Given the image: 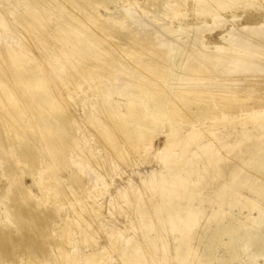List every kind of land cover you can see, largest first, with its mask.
<instances>
[{
    "label": "bare ground",
    "instance_id": "bare-ground-1",
    "mask_svg": "<svg viewBox=\"0 0 264 264\" xmlns=\"http://www.w3.org/2000/svg\"><path fill=\"white\" fill-rule=\"evenodd\" d=\"M26 1L18 4L23 6L19 27L31 30L24 31L27 36L21 32L20 41L0 16V264H104V248L82 260L78 253L66 259L70 255L62 247L71 244L75 233L87 242L100 239L88 229L104 218L99 200L109 185L100 184L113 157L123 150L125 156L139 155L159 134L164 143L154 156L167 157L162 162L172 173L169 178L158 180L152 174L135 202L132 188L108 201L110 209L133 207L145 218L142 229L149 235L144 244L130 243L120 264L212 263L211 244L200 256L186 244L170 256L168 242L174 232L186 241L203 216L204 198L212 192L228 194L226 203L239 207V218L220 228L230 235L226 245L231 257L249 252L250 264H264V5H258L264 0H120L122 7L116 0H41L33 2L35 9ZM110 5L123 17L98 14ZM173 19L177 26H172ZM215 33L217 40L209 42ZM35 49L41 51L33 54ZM120 74L128 79L121 80ZM69 76L96 82L89 88L93 99L100 98L94 110L96 115L105 113L104 122L89 111L83 114V122L98 137L81 154L75 153L82 146L76 139L82 119L70 109L74 98L52 93L61 95L79 84L73 78L70 86ZM50 84L56 85L52 92ZM112 96L134 101L116 102ZM220 128H231L240 138L229 142L227 133L221 139L216 133ZM80 161L97 168L94 179L79 175L84 169ZM57 170L66 172L64 179ZM190 172L198 177L192 179ZM21 175L31 178L37 193L22 184ZM204 177L216 181L211 191L202 183ZM236 185L252 196L235 192ZM224 201L221 196L214 200ZM148 203L149 218L140 207ZM52 204L62 210L71 206L74 219L68 214L60 218ZM105 235L112 238L108 248H117L119 233ZM159 250L161 261L156 260Z\"/></svg>",
    "mask_w": 264,
    "mask_h": 264
},
{
    "label": "rangeland",
    "instance_id": "rangeland-1",
    "mask_svg": "<svg viewBox=\"0 0 264 264\" xmlns=\"http://www.w3.org/2000/svg\"><path fill=\"white\" fill-rule=\"evenodd\" d=\"M21 1L22 0H18L17 2H13L10 0H0V16L2 18L6 19V21L8 23V26L6 29L9 30L10 32H12L11 35L13 37H15L16 40H19V41H20L22 35L27 36L28 35L27 33H29V31L31 30V29L30 30L24 29V31H28L27 33L25 32L26 35L24 34V31L20 30L19 24L21 22V18L19 17V14H20V11L23 10V6H18V4ZM39 1H41V0H37V1L36 0H29V1L27 0L26 3L30 4L35 9V8H37L36 4L40 3ZM33 2H36V4H35L36 6L34 5ZM258 3H259L258 5H264V1H258ZM116 4L120 5V7H122L120 0H116ZM123 6H125V5H123ZM107 8L106 9L99 8L98 14L102 15L104 18H105V16H110L114 20L117 18L123 17V12L121 10L115 9L116 7L113 8V6L110 5ZM170 21H172V20H170ZM172 22H173L172 26H177V21L175 19H173ZM21 32H22V35H21ZM216 34L217 33L213 34L214 35L213 39H210L209 42L213 43L217 40ZM1 41L2 40H0V44L3 43ZM51 42L54 44L55 49H57V47H58L57 44L54 43L53 41H51ZM1 45H0V48H1ZM38 50L41 51V49H38ZM38 50L36 51V49H35V51H31V52L33 54L35 52L39 53ZM125 62H128V61L125 60ZM64 68L66 69V72L69 69V67L66 65L64 66ZM119 77L123 81H125L126 78L128 79V76L126 74H124L125 78L123 76H121V74L119 75ZM73 78L80 85L79 84L77 85L75 82H73L74 81ZM68 79L70 81L72 80L71 83H73L71 85L69 84L70 86H72V85L74 86V83H75L74 88L73 87H70V88L67 87V89L69 91L67 90L68 92L67 91L61 92V95H60L57 92V90H54V91L52 90V89H56V85L54 86L53 84H50L51 91H49V92H52V91H53L52 93L56 92L55 95H57L60 98L63 97L62 96L63 93H64V98H65V96L70 97L72 99L74 98L73 99L74 105H72L71 106L72 108L70 107V109L74 112L75 117L77 119L79 118L78 120L82 119L83 117L85 119V116H83V114L85 115V113H87L89 111L90 116L100 117L99 119L100 120L102 119V121H103L104 120L103 118H105V115H104L105 113H103L104 111L100 112L101 114L97 113V115H96L95 110H97V109L94 108L95 106L98 108V103L100 102V98L98 99V97H97V98L93 99V97L91 96V94L89 92L90 86L95 85L96 82L95 81L93 82V80L92 81L89 80V82H86L84 79L81 80L78 77L75 78L74 76H72V77L69 76ZM91 82L93 84H91ZM86 84H87V86H86ZM88 84H90V85H88ZM118 84H120V83H118ZM259 86H258V88H259ZM261 88H264V87H261ZM78 91H80V92H78ZM67 93H69V94H67ZM111 98L113 100H115L116 102H118V101L119 102L120 101L125 102L126 100L134 101V99L128 98V97L122 98V97L112 96ZM78 99H81V100L78 101ZM96 101H97V103H96ZM121 110L124 112L123 108H121ZM98 111H100V110H98ZM99 114L102 116H100ZM83 121H84L83 119H82V121H78L80 123L78 124V128H77V133H76L77 138L76 137L75 138L77 139V141L80 142L79 144H82V146L81 147L80 146L75 147V149H76L75 153L76 154L77 153L81 154V153L87 151L91 147V145L93 144V141H95V139H93V137H95V136L98 137L97 134H94V132H93L94 128L90 124L83 122ZM86 127H87V129H86ZM183 129L186 130V127H183ZM237 129H238V127H237ZM216 133H217V135H220L221 139L225 138L224 137L225 134L231 133V136L229 138H226V140L229 142H233L236 138H240V136L236 132H233V130H231V128L230 129L229 128L216 129ZM83 134H85V135H83ZM82 136H84V137L82 138ZM163 143H164V137L162 134H159L152 140L150 149L142 150L139 155L134 154V156H133L132 153H128V154L126 153V156H125L124 155L125 150H123L122 154H119L118 156H116V160H115V157H113L114 155L112 154L113 155V156H111V159L113 157L112 167L107 168V170H108L107 175L108 176H105L104 179H102L101 184H100V186L102 184H107V183L109 185L108 190L106 191V193L103 196H100V200H99L101 202V206H102L100 213H101V215H104V218H102L101 222L98 219L95 220L94 223L96 222L95 223L96 225L94 224L95 226L91 227V229L90 228L88 229V232L90 234H92L94 232L92 234L93 238L96 237L94 235H95V233H97V236L100 237V239L96 238L95 239L96 241H92V240L89 241L88 240L90 242L89 243V242H87V240L84 241L82 239L83 234L78 236V234L75 233L73 235V238L72 237L70 238V240H71V242H70L71 244H69L70 246L69 245L66 246V243H64L63 246H65V247L64 248L62 247L61 251H64V252L68 253L67 255H70V256H66L65 257L66 259L68 257L69 258H71V257L76 258L75 254H77V253L80 257L81 256L85 257L86 255L88 256V254L92 250H98L100 248H104L107 251L104 255H102L100 257L101 258L100 261H102L104 264H120L121 262H120L119 258L121 256V254H124V252H125V250H127L128 246H130V243L141 242L144 244V242L145 243L148 242L149 235H147L148 233H146V231H144L142 229L143 223H145V222H143V221H145V218H143V220H141L139 218V216L137 215V213L135 211H133L134 210L133 207H127L126 208L124 206L123 209L119 210V208H118L119 206H117L115 208L110 209L109 208L110 205H109L108 201L113 197L112 195H115V194H117V196H118V194L121 195L122 193H124L126 191V188H128V189L132 188L131 192H130V197H131L132 202H135L134 197H136L138 195L137 191L143 189L142 187H143L144 182H148L149 180H151L152 174H156L157 175L156 179H158V180L160 179V176H164L167 179L169 178V176L172 173L164 167L163 162H162V160L165 161L167 159V157H165L164 159L161 160L159 157L154 156L155 154H157V152H159L162 149ZM99 149L100 148H98L97 150H99ZM177 152H179V151H177ZM129 155H131V156H129ZM124 157L125 158L127 157V158L125 159ZM80 163L82 164V167L84 169H82V172H80L79 175H81V177L84 178L85 180H87V178L89 179V177H90V179H94V177L96 176L95 172L97 171V168L94 169V167H92L93 164L92 165L91 164L86 165V164H83L82 161H80ZM72 169L76 170L77 168L72 165ZM84 172H86V174L89 176H87ZM211 173H212L213 177H215L216 172L213 170V172H211ZM57 174L59 175L60 178L64 179L66 172L61 171V170H57ZM182 174L185 175L184 172H182ZM190 175H191L192 179H196V177H198L195 173L192 174V172H190ZM21 177H20V180H21L22 184L24 186L29 187L32 190V192L37 193L36 187H34L32 185L31 178L24 176V175H21ZM35 177L38 178V175H36ZM218 178H219V180L217 179L218 180L217 183H221L223 181V179H221L220 177H218ZM203 180L204 181H202V183H204L207 191H211L213 189L212 184L216 181H214L212 179V177H210V178L204 177ZM90 184L91 183L88 184L89 187H90ZM3 186H4V180L2 179V176H0V194H3V192H4ZM234 189H235V192L237 191V193H239L242 196L243 195L248 196V197L252 196V195H250L247 188L244 187L243 185H236V187ZM169 191L171 192V190H169ZM96 193L98 194V192H96ZM143 195H144L145 199L149 197V194H147V193H144ZM218 196H221V198H223V200H225V201L223 203H220V204L215 203L214 200L217 199ZM84 197L87 199H92V196L91 195L89 196L88 194L85 195ZM228 197H229V195L226 193L219 194L218 192H212L210 195H207L204 198L203 216L201 217L199 222L195 226H193V228H192L190 234L188 235V238L186 239V241H183L181 235L178 232H174L173 235L170 236V239L168 240V242L170 241V243L172 245V249L169 251L170 256H174L176 254L175 249L183 246L184 244H186V247H188L190 249H192V248L196 249L198 256H200L201 254L199 251L203 250L205 246H208L209 244H211V245H213L215 260L210 264H221L225 261L228 264H250L251 263V256H250L249 252L241 255L240 258H232L231 257L229 246L226 245V243H228L230 235L227 234V232L225 230L222 232L220 231L221 227L227 226L230 222H232L234 220V218H239V207L238 206H233V207L229 206L226 203ZM152 200L157 201L158 197L152 195ZM122 202L124 203V201H122ZM52 207L56 208L59 206H57V205L53 206V204H52ZM70 207L71 206H69L68 208L63 209V210L61 208H60L61 210L56 208V210H58L57 211L58 213L56 212V214L58 216H60V218H65L64 216H66L68 214L70 217L72 216V218L74 219L75 214L72 215L73 212H72V209ZM140 207H141V210L144 211V213H146L145 216L147 218H149L150 215H148L147 211L150 208V204L148 203L146 206H140ZM213 214H215V215L213 217H211V215H213ZM245 214L246 213H244V215ZM66 219H64V221ZM68 219L70 220L69 217H68ZM67 220L64 222V224L69 222V220L68 221ZM147 220L148 219H146V221ZM72 221L73 220H71V222ZM97 222L99 223V225ZM102 224H105V226H102ZM97 225L101 226V227H98ZM96 226H97V228H96ZM144 226L146 227L145 224H144ZM85 227L87 228V226H85ZM104 229H105V231H103ZM93 230H95V231H93ZM96 230H98V232L102 231V233L100 234ZM108 231L110 234L111 233H119L120 239L118 240V247L117 248H111V249L108 248V245L112 239L109 236L105 235V232L108 233ZM216 231H220L221 234H220L219 238L218 237L216 238L215 242H211V237ZM98 234H100V235H98ZM156 234L157 233L153 232L152 236L156 239H159V236H157ZM64 236L65 235H63V238H65ZM76 236H78L79 239H77L78 237H76ZM104 236L107 239V241H105L106 240L105 238H103L104 240L102 239V237H104ZM78 240L79 241L83 240L81 242H83V244L85 242V244L82 245V243L79 242ZM198 240H200L199 244L197 243ZM125 241H127V242H125ZM74 245L77 246V250L75 253H73V251H72V248ZM82 248H84V249H82ZM86 248H88V250ZM111 250L114 253H112ZM59 251L60 250H58L57 252L54 251L53 253L57 254V253H59ZM80 251H81V253H80ZM161 256H163V253L161 250H159L158 254L156 255V258H157L156 260L161 261V258H162ZM197 259L202 262V259H199V258H197ZM82 260H84V259L82 258ZM175 263L176 262L173 261V262H170L169 264H175Z\"/></svg>",
    "mask_w": 264,
    "mask_h": 264
}]
</instances>
